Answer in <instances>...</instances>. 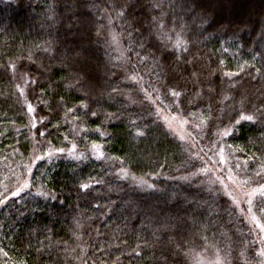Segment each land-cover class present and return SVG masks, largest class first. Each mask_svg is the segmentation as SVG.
I'll list each match as a JSON object with an SVG mask.
<instances>
[{
	"label": "trees",
	"instance_id": "16d2710c",
	"mask_svg": "<svg viewBox=\"0 0 264 264\" xmlns=\"http://www.w3.org/2000/svg\"><path fill=\"white\" fill-rule=\"evenodd\" d=\"M263 222L264 0H0V264H264Z\"/></svg>",
	"mask_w": 264,
	"mask_h": 264
},
{
	"label": "rangeland",
	"instance_id": "374dc122",
	"mask_svg": "<svg viewBox=\"0 0 264 264\" xmlns=\"http://www.w3.org/2000/svg\"><path fill=\"white\" fill-rule=\"evenodd\" d=\"M165 119L167 120V122H168V127L173 131V132H175L176 131V133H178L180 130L182 131H184L185 130V127H186V125H185V122L184 121H182L181 119H179L178 117H176V116H174V115H169V117L168 116H165ZM178 131V132H177ZM94 151H96V155H100L101 153H100V150L98 149H96V150H94ZM237 185V184H236ZM238 186V185H237ZM239 187V186H238ZM261 227L263 228V232H264V222L261 224Z\"/></svg>",
	"mask_w": 264,
	"mask_h": 264
},
{
	"label": "snow or ice",
	"instance_id": "6c2138e0",
	"mask_svg": "<svg viewBox=\"0 0 264 264\" xmlns=\"http://www.w3.org/2000/svg\"><path fill=\"white\" fill-rule=\"evenodd\" d=\"M174 95H178V93H174ZM241 119H244V120H252L253 119V116H251V115H241ZM83 187L87 188L88 186L87 185H83ZM261 254L264 255V253H261Z\"/></svg>",
	"mask_w": 264,
	"mask_h": 264
}]
</instances>
